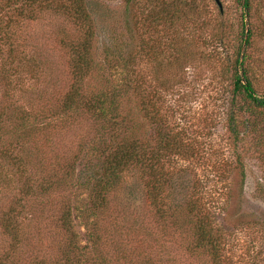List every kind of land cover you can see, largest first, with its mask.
<instances>
[{
    "label": "trees",
    "instance_id": "obj_1",
    "mask_svg": "<svg viewBox=\"0 0 264 264\" xmlns=\"http://www.w3.org/2000/svg\"><path fill=\"white\" fill-rule=\"evenodd\" d=\"M135 1L123 0L117 7L101 2L105 6L102 13L98 12V7L102 6L98 0L94 3L86 0H69V3L58 1L57 9L59 8L64 15L78 24V28L84 34L79 43L62 42L67 50L69 84L66 90L46 100L42 97L36 98L42 101V104L35 112L32 111V107L37 103H33L31 108L26 110V106L13 101L19 119L13 128L22 130L23 133L11 134L16 137L15 139L11 135L7 137L8 148L0 153V187H2L0 230L3 234L0 236V264H164L166 261L161 256L153 255L151 251V248L155 247L153 244L149 246L150 248H144L140 243H144L140 239L143 231L141 221L131 219L128 225L117 224L115 234H121V237L117 241L110 240L112 248L118 247L116 256L111 257L104 249L108 238L105 233L104 239H101L103 229L100 221L108 214L111 217L110 195L120 189L119 183L126 181L129 175L143 178L145 176L143 187L146 199L152 208L150 214L152 219L154 217L155 221L161 224L163 232L167 231L170 234L171 227L183 231L182 226H185L186 237L182 239L185 251L197 258L208 257L212 264H230L219 248L225 238L224 233L221 235L223 229L216 224L215 218L201 207L198 197L191 196L185 199L184 196H180L182 189H178L180 192L174 195L179 198L181 204L170 206L162 201L164 191L170 192L166 191L164 186L171 177L173 178L174 173L167 169L166 159L171 153L182 151L181 144L175 140V134L169 135L170 129L165 123L167 118L164 114H162L164 118L160 117L153 101L154 92L146 90L144 77L141 74L143 71L140 73L139 69L138 57L142 56L139 51L149 53L151 58L156 52L167 51L168 61H171L170 66L184 71L192 65L188 64L189 61L195 59L189 56L191 54L187 51L188 46L194 42L193 36L197 37L200 43L204 40L196 30L203 22L191 15L194 13L193 0H142V5ZM235 1L240 7L242 18L248 17L251 20L253 0ZM41 3L49 5L53 1L10 0L0 7V76L6 73L9 81L21 74L23 78L25 77V69L21 70L24 65L19 61L20 54L17 47L20 19L23 17V12H27L29 4H38L42 9ZM109 7H114L113 12L119 13L120 10L119 17L111 14L112 18L110 17L109 20V9H107ZM95 17L101 18V21ZM166 21L168 23H165ZM106 24H109L104 35L107 42L105 41L102 46V53L95 57L91 43L96 35H102L98 32H102ZM250 25L247 29L242 26L238 38L239 43L232 63L230 98L225 110V114L228 115V127L235 138L239 139L235 143L242 142V133L246 129L254 133L262 132L261 129L258 130L256 118L261 115L260 111L264 110V95H256L251 76L244 65L248 57L246 50L250 49L254 36L253 24ZM157 27L160 28L159 32ZM183 29L187 30L184 36L181 32ZM199 32L201 33L200 30ZM168 33L170 42L165 40L160 43L153 40L163 35L166 37ZM186 35H189L188 38ZM166 44H171L172 47L169 48L170 45L168 48L164 47ZM202 52L203 49H198L192 51V55L197 58V54L201 55ZM179 81L180 79L177 78L176 82ZM239 96L244 102L237 106L236 99ZM132 98L136 99L134 111L131 107H126L127 102ZM246 102L248 106L247 110H244ZM168 108L173 109L170 106ZM244 111H247L250 122L244 119V127H238ZM31 114L35 119L34 122L29 121V119L33 120L30 118ZM81 116L85 118L90 116L94 121L92 136L88 141L89 146L79 144L78 149L70 154L67 162H71L70 164L74 166L85 161L84 164L88 165L86 178L84 175L83 180H79L86 203L83 206L82 199H78L82 200L81 204L70 199L57 201L55 206L57 210L53 216L51 215L52 219L47 227L42 222V214L34 220L31 210L29 214L27 209L28 207L32 209L33 205H37L35 204L37 200L42 199L40 193L44 194L50 187L59 185L60 180L58 181L57 176L60 172L68 178L69 173L65 170L69 168H64L66 160L62 159L64 154H58L57 159L51 162L50 170H55L53 173L56 178L45 179L36 188L32 178L30 180L29 177L23 176L24 172L17 166L12 172L15 174L17 185L16 182H9L7 175H3L6 171H10L6 168L8 165L23 162V159L21 161L9 155V151L11 153V149L19 146L25 136L26 139L31 135L38 139L47 131L56 129L58 124L64 126L63 123L78 121ZM9 119H0V123H6ZM7 132H4L3 127L0 136ZM48 143L46 150L52 147L50 142ZM33 154L40 160L39 165H46L45 153L36 151ZM45 172L46 169L39 176L41 179ZM21 179L24 180L23 185ZM182 204L186 206H181ZM58 206H61L59 210ZM25 219L27 222L31 219L32 228L27 236L29 242L26 245L21 240ZM81 233L85 237L81 236ZM82 238H85V241ZM6 239L11 241L8 242ZM44 243L53 251L43 253L41 244ZM25 247L34 249L33 259L28 257ZM90 249L97 252L96 259L92 256V258L85 257L90 254ZM14 255L16 257L12 258Z\"/></svg>",
    "mask_w": 264,
    "mask_h": 264
},
{
    "label": "rangeland",
    "instance_id": "obj_2",
    "mask_svg": "<svg viewBox=\"0 0 264 264\" xmlns=\"http://www.w3.org/2000/svg\"><path fill=\"white\" fill-rule=\"evenodd\" d=\"M8 1L10 0H0V7ZM49 1L53 3L49 5L41 3L42 9L38 4H29L27 12H23L19 22L17 47L20 54L19 61L24 65L21 70L25 69V77L23 78L21 74L9 81L6 73L0 76V119L10 118L6 123H0V126L4 127V132L8 131L7 134L0 136V153L8 148L7 137L13 133H23L22 130L13 128L14 124L19 122L13 101L26 106V110L30 109L33 103H37L32 107V111L35 112L42 104V101L36 98L42 97L46 100L48 97H56V94L66 90L69 84L67 50L62 42L79 43L84 32L70 17L57 9L59 0ZM68 1L60 0L62 3H69ZM86 1L94 3L97 0ZM98 1L117 7L123 0ZM193 1L194 13L191 15L203 22L196 30L204 40L200 43V40L193 36L194 42L188 46L187 51L191 54L189 56L195 58L188 63L192 65L184 71L181 68L171 67L167 51L156 52L157 57L152 54L153 58L149 53L139 51L142 56L138 57L146 90L154 92L155 107L159 110L160 117L164 118L162 114L166 116L165 123L170 129L169 135L175 134V140L181 144L182 150L171 153L166 159L167 169L174 173L173 178L171 177L164 186L166 191L170 192L164 191L162 195L164 199H161L170 206L181 204L179 198L175 196L180 192L178 189H182L180 196H184L185 199L191 196L198 197L201 207L205 208L215 218L216 224L223 229L221 235L224 233L225 238L219 248L230 264H264V110H261L259 113L261 115L256 118L258 130L261 129L262 132L254 133L246 129L242 133V142L237 143L235 141L239 139L235 138L228 127V115L225 114L230 98L232 63L239 43L238 38L242 26L247 29L251 23L254 27V36L250 49L246 50L248 57L244 65L251 76L256 95H264V0H253L251 20L248 17L242 18L240 7L235 0ZM138 2L142 5V0L135 1ZM101 5L98 7L100 13L105 7L102 3ZM114 7L107 8L109 20L111 14L119 17L120 10L119 13L113 12ZM95 9L97 11V6ZM95 18L101 21V18ZM108 28L109 24H106L102 32H98L102 35H96L91 43L95 57L103 51L102 46L107 39L104 35ZM159 31L160 28L157 27V32ZM181 32L184 36L187 30L183 29ZM189 35H186L187 38ZM166 37L163 35L153 40L160 43L165 40L170 42L169 33ZM208 39L212 41H207ZM168 46L172 47L171 44H166L164 47L168 48ZM198 49H203V52L201 55L197 54L196 58L192 55V51ZM135 61H137L136 56ZM177 78L180 79L179 82H176ZM135 102L136 99L132 98L127 102L126 107H131L134 111ZM243 102L244 99L237 97V106ZM169 106L173 109H169ZM247 106L246 102L244 110H247ZM246 112L244 111L241 116L238 127H244V119L250 122ZM30 118L33 120L29 119V121H35L32 114ZM63 124L65 125L58 124L56 129L47 131L38 139L32 135L26 139L25 136L19 146L11 149V153L9 151V155L21 161L23 159V162L8 165L6 168L10 171L3 173L7 175L9 182L15 183V174L12 172L17 166L24 172L23 176L29 177L30 180L32 178L33 184L38 188L45 179L56 178L53 173L55 170H50L51 162L57 159L58 154H64L62 159L66 160L64 168H69L65 170L69 173L68 178L60 172L57 176L58 181L60 180L59 185L47 189L45 195L40 193L42 199L37 200L35 203L37 205H33L32 209L29 207L27 209L29 214L31 210L34 220L42 214V222L47 227L57 210L55 208L57 201L70 199L81 204L83 200V206L86 203L79 180H83L84 175L86 178L88 165L84 164L85 161H81L82 164L73 166L67 161L70 154L78 149L79 144L89 146L88 141L92 136L94 121L90 116L86 118L81 116L78 121ZM3 127H0V131H3ZM48 142L52 147L46 150ZM36 151L45 153V166L39 165L40 160L33 154ZM81 153L82 151L79 152ZM12 162L17 163L14 160ZM44 169L46 172L42 174L44 177L41 179L39 176ZM144 180L145 176L143 178L129 175L126 181L119 183L120 189L111 193L109 198L111 217L108 214L100 221L103 229L101 239H104L105 233L108 238L104 249L111 257L116 256L118 247L112 248L110 240L117 241L121 237V234H115L117 224L125 226L132 219L141 221L143 226L140 239L144 243L139 242L144 248L153 244L155 246L151 248L153 255L161 256L166 261L164 264H212L208 257L197 258L183 249L182 239L186 237L185 226H182L183 231L171 227V232L168 234L167 231L163 232L161 224L157 223L154 217L152 219L150 214L152 208L144 194ZM23 184L24 180L21 179V185ZM1 189L2 187L0 193ZM60 208L61 206H58V210ZM26 222L27 219L21 231V240L25 245L29 242L27 236L32 231L31 219ZM47 227L45 226L46 229ZM81 234L85 237L83 233ZM0 236H3L1 230ZM77 238L79 240V236ZM82 239L85 241V238ZM6 241L10 242L11 239ZM41 249L43 253L53 251L46 243L41 244ZM25 251L28 257L33 259L34 249L25 247ZM89 252L90 254L85 257L97 258V252L92 249ZM15 257L16 255L12 258Z\"/></svg>",
    "mask_w": 264,
    "mask_h": 264
}]
</instances>
